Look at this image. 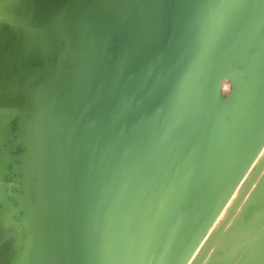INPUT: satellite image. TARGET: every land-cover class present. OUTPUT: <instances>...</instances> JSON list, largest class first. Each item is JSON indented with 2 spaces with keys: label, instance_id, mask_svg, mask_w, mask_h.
Masks as SVG:
<instances>
[{
  "label": "bare ground",
  "instance_id": "bare-ground-1",
  "mask_svg": "<svg viewBox=\"0 0 264 264\" xmlns=\"http://www.w3.org/2000/svg\"><path fill=\"white\" fill-rule=\"evenodd\" d=\"M69 3L70 7L62 5L47 15L45 34L33 41L38 51L56 55L57 61L40 68H23L12 59L8 66L18 71L8 86L25 91L35 109L23 120V136L19 138L28 156L22 158L21 169L38 181L34 202L17 197L19 208L25 211L23 225L29 232L24 242L15 245L19 264H118L121 256L119 208L125 201L123 190H127L128 182L120 169L115 144L109 140L112 124H95L94 116L102 113L106 117L112 109L108 102L115 76L101 60L107 55L111 26L122 21L125 12L120 0ZM250 6L234 63L258 70L264 66V0H255ZM24 35L30 36V31L25 29ZM251 78L247 95L240 92L241 81L235 82L236 90L221 113V151L205 182V194L200 197L203 211L190 209L184 213L181 228L169 230L155 264H179L188 240L182 229L189 227L196 233L201 228L199 221L208 218L204 210L217 206L237 167L244 164L258 143L264 129V77L257 73ZM109 146L114 152L113 168L103 163V148ZM263 158L264 147L254 165ZM263 171L264 167L260 174ZM236 193L225 202L213 227L223 222L237 199ZM246 198L236 211L246 205ZM88 219L93 222L92 228Z\"/></svg>",
  "mask_w": 264,
  "mask_h": 264
},
{
  "label": "water",
  "instance_id": "water-1",
  "mask_svg": "<svg viewBox=\"0 0 264 264\" xmlns=\"http://www.w3.org/2000/svg\"><path fill=\"white\" fill-rule=\"evenodd\" d=\"M254 2L120 0L125 16L111 26L107 55L101 60L115 76L108 102L112 109L106 117L102 113L94 116L95 124H112L109 140L115 144L128 182L119 208L118 233L122 238L118 264H155L169 230L181 228L184 213L203 211L199 201L221 151V113L236 90L235 82L241 81L242 93L243 80L249 87L253 75L264 77V66L252 70L234 63L245 33L247 10ZM67 63L71 65L69 60ZM236 66L241 71H236ZM224 80L233 86L227 100L222 96ZM248 90L242 94L247 95ZM263 147L261 129L258 143L237 167L217 206L204 210L208 218L199 221L201 228L196 233L189 227L182 229L188 240L179 264L189 263ZM263 167L264 158L193 264H202L216 241L220 243L224 227ZM87 223L93 227L90 219ZM259 235L261 231L253 234L252 245Z\"/></svg>",
  "mask_w": 264,
  "mask_h": 264
},
{
  "label": "rangeland",
  "instance_id": "rangeland-1",
  "mask_svg": "<svg viewBox=\"0 0 264 264\" xmlns=\"http://www.w3.org/2000/svg\"><path fill=\"white\" fill-rule=\"evenodd\" d=\"M69 2L70 0H0V264H19L15 245L24 242L29 232L23 225L25 211L19 208L17 197L25 196L28 201L34 202L38 182L21 169L22 158L28 159V156L25 144L19 139L23 136L22 124L35 109L25 91H14L9 87L10 81L17 78L18 71L8 66L12 59H16L23 68H40L45 63L57 60L56 55L38 51L33 41L45 34L47 15L62 5L70 7ZM25 29L30 31V36L24 35ZM235 70L241 71L239 66ZM248 88V81L243 80L242 93L246 94ZM232 90V83L224 80V100L230 97ZM103 157V163L113 168L114 152L110 146L103 148ZM259 165H252L235 191L237 198ZM260 173L245 195L246 205L235 210L232 221L226 224L221 233L220 243L217 241L209 255L207 254L204 264H264V171ZM219 226H212L188 264H193ZM259 231L261 235L256 244L252 245L251 237Z\"/></svg>",
  "mask_w": 264,
  "mask_h": 264
}]
</instances>
